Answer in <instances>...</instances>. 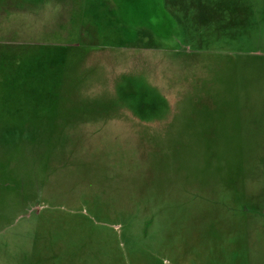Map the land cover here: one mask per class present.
I'll use <instances>...</instances> for the list:
<instances>
[{
    "label": "rangeland",
    "instance_id": "rangeland-1",
    "mask_svg": "<svg viewBox=\"0 0 264 264\" xmlns=\"http://www.w3.org/2000/svg\"><path fill=\"white\" fill-rule=\"evenodd\" d=\"M0 264H264V0H0Z\"/></svg>",
    "mask_w": 264,
    "mask_h": 264
},
{
    "label": "crops",
    "instance_id": "crops-1",
    "mask_svg": "<svg viewBox=\"0 0 264 264\" xmlns=\"http://www.w3.org/2000/svg\"><path fill=\"white\" fill-rule=\"evenodd\" d=\"M233 7V6H232ZM211 17H213V16H211ZM216 17H218V16H216Z\"/></svg>",
    "mask_w": 264,
    "mask_h": 264
}]
</instances>
